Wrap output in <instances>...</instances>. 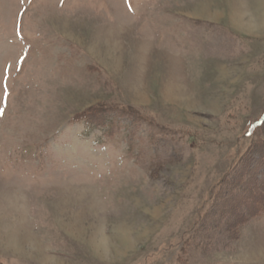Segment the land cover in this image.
I'll list each match as a JSON object with an SVG mask.
<instances>
[{
    "label": "rangeland",
    "instance_id": "obj_1",
    "mask_svg": "<svg viewBox=\"0 0 264 264\" xmlns=\"http://www.w3.org/2000/svg\"><path fill=\"white\" fill-rule=\"evenodd\" d=\"M263 116L264 0H0V264H264Z\"/></svg>",
    "mask_w": 264,
    "mask_h": 264
},
{
    "label": "crops",
    "instance_id": "obj_2",
    "mask_svg": "<svg viewBox=\"0 0 264 264\" xmlns=\"http://www.w3.org/2000/svg\"><path fill=\"white\" fill-rule=\"evenodd\" d=\"M175 21V20H174ZM173 21V22H174ZM190 23L192 22V25H194V27H197V25L199 24H203V26H205V29L207 28L208 30H211L213 28V25H217V24H214V23H211L209 20H188ZM174 24H177V23H174ZM201 24V25H202ZM212 25V26H210ZM145 27V26H144ZM216 29V28H215ZM229 31V29H227Z\"/></svg>",
    "mask_w": 264,
    "mask_h": 264
},
{
    "label": "bare ground",
    "instance_id": "obj_3",
    "mask_svg": "<svg viewBox=\"0 0 264 264\" xmlns=\"http://www.w3.org/2000/svg\"><path fill=\"white\" fill-rule=\"evenodd\" d=\"M245 14L237 15L239 18L243 17Z\"/></svg>",
    "mask_w": 264,
    "mask_h": 264
},
{
    "label": "trees",
    "instance_id": "obj_4",
    "mask_svg": "<svg viewBox=\"0 0 264 264\" xmlns=\"http://www.w3.org/2000/svg\"><path fill=\"white\" fill-rule=\"evenodd\" d=\"M262 119H264V116H263V118ZM261 123V122H260Z\"/></svg>",
    "mask_w": 264,
    "mask_h": 264
}]
</instances>
